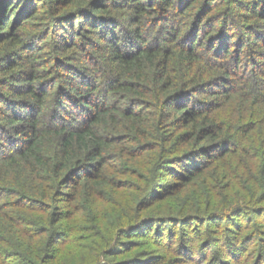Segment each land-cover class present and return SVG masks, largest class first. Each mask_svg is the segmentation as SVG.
<instances>
[{
	"label": "trees",
	"instance_id": "1",
	"mask_svg": "<svg viewBox=\"0 0 264 264\" xmlns=\"http://www.w3.org/2000/svg\"><path fill=\"white\" fill-rule=\"evenodd\" d=\"M0 264H264V0H0Z\"/></svg>",
	"mask_w": 264,
	"mask_h": 264
}]
</instances>
